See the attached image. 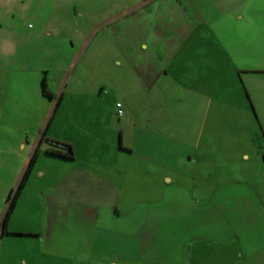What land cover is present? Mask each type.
Listing matches in <instances>:
<instances>
[{
	"label": "rangeland",
	"instance_id": "1",
	"mask_svg": "<svg viewBox=\"0 0 264 264\" xmlns=\"http://www.w3.org/2000/svg\"><path fill=\"white\" fill-rule=\"evenodd\" d=\"M198 2L205 45H225L226 60L264 64V0ZM107 3L27 0L20 16L1 18L0 221L39 149L10 222L36 225L58 215L82 242L107 230L116 237L119 222H166L173 236H207L214 225L220 240L208 249L218 251L219 264H264V180L258 177L264 176V158L258 157L264 153V130L248 141L249 132L232 131L233 120L211 115L203 130V115L195 112L206 98L180 107L177 94L164 93L163 81L150 92L142 70L113 63L120 59L117 43L95 28L112 8ZM232 74L221 67L223 91ZM201 87L210 86L204 80ZM238 91L245 93L243 85ZM151 106L156 118H164L159 132L148 125ZM161 108L164 116L157 115ZM40 135L43 143L33 153L30 145L22 148L26 138L34 143ZM66 142L73 160L46 153L66 151ZM199 142L210 143L216 162L199 159ZM242 151L252 160L239 159ZM171 170L179 175L167 184L164 176ZM240 199L253 206L240 208ZM106 248L124 251L116 244Z\"/></svg>",
	"mask_w": 264,
	"mask_h": 264
},
{
	"label": "crops",
	"instance_id": "2",
	"mask_svg": "<svg viewBox=\"0 0 264 264\" xmlns=\"http://www.w3.org/2000/svg\"><path fill=\"white\" fill-rule=\"evenodd\" d=\"M26 1L0 0V27L4 25L3 17L20 16L25 10ZM105 1L112 8L103 13L102 20L95 28L96 31H104L107 39H113L117 43L116 51L120 59L112 60L113 63L119 67L126 65L142 70V75L148 77V80L144 79L142 83L150 92L157 89L163 81L164 93L177 94L180 107L197 105L199 102H205L206 98V104L201 103L198 112H195L203 115L200 126L203 130L210 115L233 120L232 131L249 132L248 141L252 135L258 134L259 128L264 130L262 60H226L229 57H226L228 52L225 45H205L199 23L202 22V9L198 0ZM246 46L248 49L249 42ZM221 67L224 70L230 67L233 72L231 82L225 84L228 89L226 91H223L224 84L220 82ZM204 80L209 84V88L202 89ZM241 85L245 89L244 94L238 91ZM213 87L215 90L211 91ZM206 93L214 95L208 96ZM156 110L149 109V114L154 118L148 117V125L159 132V129L163 128L164 118H156ZM158 111L160 114L157 115L164 116L165 108ZM43 138L42 135L36 137L34 143H30L26 138L22 148L30 145L33 153L42 145ZM235 142H232V145L237 146ZM65 144L72 146L68 142ZM201 144L199 142V146ZM202 146L203 150L198 149L199 159L203 163L216 162L212 159L216 157L214 152L208 151V148L212 147L210 143L205 142ZM258 157L264 158V153L260 152ZM252 158L247 151H242L239 157L244 161H251ZM166 174L164 179L168 181L167 184H174L179 175L177 171L172 170ZM258 177H263L264 180L262 173L258 174ZM260 199L264 202L262 193ZM251 201L240 199L238 204L242 205L240 208H249L253 206ZM113 210L119 214L118 206ZM63 216H66V213ZM58 220V215H54L48 222L36 225L9 221L7 233H3L0 221V264H219L218 251L214 253L213 249H208V246H212L209 244L218 243L220 240L218 234H213L214 225H210L211 234L207 236L196 232L193 235L173 236L170 234V226L165 225L166 222H119L116 237L111 236L107 230L108 234L98 237L95 234L83 237L82 242L71 237V223ZM95 223L97 225L98 222ZM212 223L217 225L219 222ZM227 223L235 225L234 222ZM76 243H82L83 246L77 247ZM108 244L119 245L124 251H109L106 248Z\"/></svg>",
	"mask_w": 264,
	"mask_h": 264
},
{
	"label": "trees",
	"instance_id": "3",
	"mask_svg": "<svg viewBox=\"0 0 264 264\" xmlns=\"http://www.w3.org/2000/svg\"><path fill=\"white\" fill-rule=\"evenodd\" d=\"M43 86H44V92L46 94L50 95L49 92L47 91L46 81L43 82ZM57 145H60V144H57ZM62 147H64L66 149V151H61L59 149H52L51 148V149H47L46 153L49 155L59 156V157H63V158L69 159V160H73L74 159V153H73L72 147L70 145H62ZM38 155H39V149H37L36 152L34 153L32 159L30 161L29 167H28L27 171L25 172L17 190L12 191L7 198L8 206H7L4 218L2 220L3 233H7V225L9 223V221L11 219V215L15 209L17 200L19 199V197H20V195H21V193H22V191H23V189L27 183V179L29 177V174L32 170L34 163L36 162V160L38 158Z\"/></svg>",
	"mask_w": 264,
	"mask_h": 264
},
{
	"label": "built area",
	"instance_id": "4",
	"mask_svg": "<svg viewBox=\"0 0 264 264\" xmlns=\"http://www.w3.org/2000/svg\"><path fill=\"white\" fill-rule=\"evenodd\" d=\"M118 107H120V105L118 104ZM121 112V111H120Z\"/></svg>",
	"mask_w": 264,
	"mask_h": 264
}]
</instances>
